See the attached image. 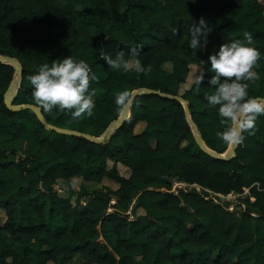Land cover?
I'll list each match as a JSON object with an SVG mask.
<instances>
[{
    "label": "trees",
    "instance_id": "trees-1",
    "mask_svg": "<svg viewBox=\"0 0 264 264\" xmlns=\"http://www.w3.org/2000/svg\"><path fill=\"white\" fill-rule=\"evenodd\" d=\"M201 17L212 30L208 43L194 50L188 25ZM245 32L260 53L253 69L258 79L247 82L248 91L264 98L261 0H0V56L22 68L13 104L41 107L49 124L95 137L122 114L114 103L120 90L180 97L191 116L178 99L145 93L102 142L48 130L32 110L7 108L5 95L20 74L12 63L0 62V209L6 216L0 222V264H31V257L35 264H66L76 253L86 257L85 264H264V115L251 134L244 133L235 156L224 158L218 155L230 146L215 135L224 127L216 108L196 107L208 105L204 93L214 91L209 55ZM101 51L113 57L123 51L146 72L114 70ZM130 51L138 55L130 57ZM67 55L102 69L104 77L90 83L91 117L72 120L67 110L46 111L32 98L28 76L36 66ZM196 63L204 64L199 90L193 82L181 91ZM139 122L145 125L136 132ZM117 135L120 144L112 140ZM19 142L25 156H18ZM119 165L129 174H121ZM74 177L83 186L62 196L55 186ZM104 179L118 187L98 186ZM175 179L188 186L174 190ZM206 188L248 193L235 212L216 203Z\"/></svg>",
    "mask_w": 264,
    "mask_h": 264
},
{
    "label": "clouds",
    "instance_id": "clouds-1",
    "mask_svg": "<svg viewBox=\"0 0 264 264\" xmlns=\"http://www.w3.org/2000/svg\"><path fill=\"white\" fill-rule=\"evenodd\" d=\"M211 30L203 17L198 23H190L188 47L194 50L203 48L208 43ZM99 55L114 70L146 72L139 59L132 62L123 51L115 57L104 51ZM137 55L133 51L129 53L130 57ZM259 57L260 53L253 46V37L249 32H245L242 39L225 41L208 57L210 71L213 73L208 79V85L214 91L205 92L204 99L209 106L216 108L219 122L224 127L215 135L228 146L242 143L244 133L251 134L257 117L264 115V98L250 95L247 83L258 79L253 69L258 66ZM96 80L97 76L90 65L84 59H76L71 55L51 60V64H39L36 71L28 76L35 103L49 112L54 107L67 110L72 120L93 115L95 89L90 90V81ZM203 80L204 70H201L195 77L194 91L199 90ZM133 102L134 94L130 90L114 93V103L120 113Z\"/></svg>",
    "mask_w": 264,
    "mask_h": 264
},
{
    "label": "rangeland",
    "instance_id": "rangeland-1",
    "mask_svg": "<svg viewBox=\"0 0 264 264\" xmlns=\"http://www.w3.org/2000/svg\"><path fill=\"white\" fill-rule=\"evenodd\" d=\"M262 2H264V0H261ZM134 62V61H132ZM204 69V64L203 63H196V64H191L190 65V71H189V75L187 78V81L181 85V91H183L184 89H186L188 86H190L194 80L196 75ZM93 72H95L96 76H97V80L96 81H90V83L95 84L96 82H98L99 80H101L104 75L102 73V69L101 67H95L92 69ZM17 85V81H15L12 86L13 88ZM13 88H11L10 90V94H12L14 92ZM211 92V91H210ZM7 94V93H6ZM6 96V95H5ZM94 100V99H93ZM198 110H207L210 111L211 107L203 104V103H198L196 105ZM25 123L24 119H20L19 120V125L22 126ZM144 123H139L136 126V132H140L142 131V129L144 128ZM111 135V134H110ZM108 135V137L110 136ZM114 143L120 144L122 143V138L120 135H117L115 137L112 138ZM20 149L18 152V156H25V145L21 142L18 143ZM17 156V157H18ZM17 157H15L14 159H17ZM112 165V162L109 161V166ZM120 168V172L123 175H128L129 174V170L121 165H119ZM82 184H84V181L82 180V178L80 177H74L71 178L69 180H60L58 182V184L55 186L56 190L59 191V193L62 196H67L70 193V190L73 188L76 191L80 190L81 186H83ZM101 184H107L109 185L111 188H117L118 185L116 183H114L113 181L109 180V179H104L102 183L98 184V186H100ZM87 187H91L93 184L90 183H86ZM97 185V184H96ZM185 185L183 182L178 181L177 179H175V185L173 187L174 190L178 189L179 186ZM186 186V185H185ZM204 191L208 192L209 197H211L210 192L208 191V189H204ZM248 193V188H245V192L244 193H231L229 195H227V197H218V196H214L212 198L216 199L217 202H219L220 204L225 205L226 207H228L229 209H233L235 212H239L241 209V204H242V198H244V194ZM19 214V209H16V215L18 216ZM5 210L4 209H0V222H3L5 219ZM166 230L168 232H171L172 227L171 228H166ZM31 264H35V261L33 259V257H31ZM87 261L86 257L81 254V253H76L74 255H72L66 262V264H85ZM49 264H53V263H49Z\"/></svg>",
    "mask_w": 264,
    "mask_h": 264
},
{
    "label": "water",
    "instance_id": "water-1",
    "mask_svg": "<svg viewBox=\"0 0 264 264\" xmlns=\"http://www.w3.org/2000/svg\"><path fill=\"white\" fill-rule=\"evenodd\" d=\"M5 61L6 62H9V63H12L15 66V68L19 71V74H20V78L18 80L17 85L14 88L11 85V87L7 91V94H6L5 99H4L5 105L7 106L8 109H10L12 111H21V110H25V109L32 110L33 112H35V114L37 115V117L40 120V122L48 130H53V131H56V132H59V133H64V134H70V135H76V136H79V137H84V138H87V139H89L91 141H94V142H102L105 137H107L108 135H110L116 128H119L121 126L122 122L126 118H128V116H129L130 106L131 105H129L124 110V112L120 115V117L118 118V120H116L113 123L112 126H110L109 128H107V130L100 137H95V136H92L90 134L83 133V132H80V131L59 128V127H56L54 125H51V124H49L46 121V119H45V117L43 115V112H42V108L41 107H37V106H34L32 104H13L12 103L13 98L16 96V94L18 93V90H19V88L21 86V82H22V78H21V76H22V68H21L20 64L17 61H15L14 59L9 58V57L0 56V62H5ZM11 88H13V90H14V92L12 94H10ZM145 93H155V94H158V95H162V96H166V97L178 99L184 105L187 118L188 119L191 118V116H190V107H189V103H188L187 100H184V99H182L180 97H177V96H173V95H169V94H166V93H162V92H159V91H156V90H153V89H141V90H137V91L133 92L134 99L137 96L142 95V94H145ZM190 123L193 126V128H197V125H196L195 122L191 121ZM197 141H198V144L204 150L208 151V149H207V147H206V145L204 143V140H203L202 136L198 132H197ZM237 146L238 145L230 146L229 149L227 150V152L225 154H219L218 156L219 157H224V158L234 157Z\"/></svg>",
    "mask_w": 264,
    "mask_h": 264
},
{
    "label": "built area",
    "instance_id": "built-area-1",
    "mask_svg": "<svg viewBox=\"0 0 264 264\" xmlns=\"http://www.w3.org/2000/svg\"><path fill=\"white\" fill-rule=\"evenodd\" d=\"M186 186H188L186 183H184ZM194 186H196V185H194ZM197 187V189H201V187L200 186H196ZM208 191L210 192V194H211V197L210 198H212V197H214V196H218V197H227V195H223V194H221V193H217V192H214V191H211V190H209L208 189ZM229 195V194H228ZM216 203H219V202H217V200L216 199H214V198H212ZM233 210V209H232Z\"/></svg>",
    "mask_w": 264,
    "mask_h": 264
},
{
    "label": "crops",
    "instance_id": "crops-1",
    "mask_svg": "<svg viewBox=\"0 0 264 264\" xmlns=\"http://www.w3.org/2000/svg\"><path fill=\"white\" fill-rule=\"evenodd\" d=\"M139 123H143V122H139Z\"/></svg>",
    "mask_w": 264,
    "mask_h": 264
}]
</instances>
